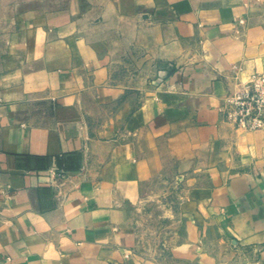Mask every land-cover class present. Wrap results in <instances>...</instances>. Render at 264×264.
Segmentation results:
<instances>
[{"label": "crops", "instance_id": "obj_1", "mask_svg": "<svg viewBox=\"0 0 264 264\" xmlns=\"http://www.w3.org/2000/svg\"><path fill=\"white\" fill-rule=\"evenodd\" d=\"M256 73L264 0H0V264H264Z\"/></svg>", "mask_w": 264, "mask_h": 264}, {"label": "built area", "instance_id": "obj_2", "mask_svg": "<svg viewBox=\"0 0 264 264\" xmlns=\"http://www.w3.org/2000/svg\"><path fill=\"white\" fill-rule=\"evenodd\" d=\"M225 118L246 131L264 129V73L238 85L226 100Z\"/></svg>", "mask_w": 264, "mask_h": 264}, {"label": "trees", "instance_id": "obj_3", "mask_svg": "<svg viewBox=\"0 0 264 264\" xmlns=\"http://www.w3.org/2000/svg\"><path fill=\"white\" fill-rule=\"evenodd\" d=\"M56 160H57V163L59 164V166L61 168H63V169H61V171L65 172V173L69 170H73L76 168V167H74L73 160L70 164H68L69 162H66L60 158H57Z\"/></svg>", "mask_w": 264, "mask_h": 264}]
</instances>
